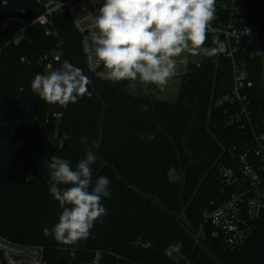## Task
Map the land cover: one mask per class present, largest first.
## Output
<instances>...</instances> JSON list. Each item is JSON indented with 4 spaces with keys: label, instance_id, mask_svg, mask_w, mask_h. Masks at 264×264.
<instances>
[{
    "label": "trees",
    "instance_id": "1",
    "mask_svg": "<svg viewBox=\"0 0 264 264\" xmlns=\"http://www.w3.org/2000/svg\"><path fill=\"white\" fill-rule=\"evenodd\" d=\"M27 7L36 8L31 1ZM54 28L57 37L34 26L21 43L3 45L0 54V236L41 246L52 260L73 253L76 263L100 252L101 264H264V217L234 251L211 238L203 218V212L225 201L216 165L241 134L226 127L223 109L213 106L230 91L229 61L215 52L202 54L199 65L187 64L171 103L129 94L128 81L90 77L80 35L69 19L56 17ZM58 41L63 43L59 48ZM216 43V37L206 35L204 47L216 49ZM244 61L258 103L264 98V55ZM66 62L82 70L90 95L67 106L41 100L31 90L35 75ZM28 120L31 125L23 126ZM44 130L61 141L58 151L43 138ZM150 134L155 138L147 139ZM83 137L86 144L80 142ZM88 149L97 156L93 184L100 176L110 181L111 195L102 198L107 214L86 239L66 245L43 231L62 212L49 192L47 165L55 155L75 169ZM171 248L177 252L169 254Z\"/></svg>",
    "mask_w": 264,
    "mask_h": 264
},
{
    "label": "built area",
    "instance_id": "2",
    "mask_svg": "<svg viewBox=\"0 0 264 264\" xmlns=\"http://www.w3.org/2000/svg\"><path fill=\"white\" fill-rule=\"evenodd\" d=\"M30 1L36 7L32 11L27 7ZM103 2L0 0V54L3 45L21 43L34 26L43 28L46 36L57 37L54 19L67 17L80 35L87 74L109 81L103 76L106 71L103 65L96 63L91 41L93 29L88 18V13L95 14ZM215 10L207 35L217 38V55L230 63L231 88L213 106L223 109L225 126L241 134L216 165L225 201L203 212V218L211 238H220L227 250L234 251L246 242L264 217V98L258 103L253 101L255 84L244 61L256 52L264 53V0H215ZM62 44L58 41L57 47ZM52 56L55 61L59 58L57 53ZM50 68L47 65L45 71ZM201 229L202 226L196 233V241ZM101 258L100 252H94L89 260L79 263L73 260V253L69 259L52 260L41 246L18 244L0 236V264H101Z\"/></svg>",
    "mask_w": 264,
    "mask_h": 264
},
{
    "label": "clouds",
    "instance_id": "3",
    "mask_svg": "<svg viewBox=\"0 0 264 264\" xmlns=\"http://www.w3.org/2000/svg\"><path fill=\"white\" fill-rule=\"evenodd\" d=\"M215 11V0H104L95 14L88 13L96 63L103 65L104 78L113 83L139 80L163 90L175 75L174 57L184 52L205 56L216 52L204 47ZM86 79L81 69L66 62L49 74H36L31 90L43 101L67 106L90 95ZM147 110L148 105H143L142 111ZM87 139L81 138V144ZM96 159V153L88 149L74 169L67 159L50 157L49 192L62 212L51 229L43 230L45 236L75 244L86 239L95 222L107 214L102 198L111 195L110 181L100 176L93 184Z\"/></svg>",
    "mask_w": 264,
    "mask_h": 264
},
{
    "label": "rangeland",
    "instance_id": "4",
    "mask_svg": "<svg viewBox=\"0 0 264 264\" xmlns=\"http://www.w3.org/2000/svg\"><path fill=\"white\" fill-rule=\"evenodd\" d=\"M174 59L176 61L175 75L168 81L163 90H160V88L156 85L142 84L139 80H137L128 81L126 85V92L134 96L156 97L159 100L166 102H175L182 77L185 74L186 65H199L202 61V54L192 55L188 52H184L181 55L174 57ZM170 178L177 179V176L173 172H170ZM176 252V248H171L168 251L169 254H175Z\"/></svg>",
    "mask_w": 264,
    "mask_h": 264
},
{
    "label": "water",
    "instance_id": "5",
    "mask_svg": "<svg viewBox=\"0 0 264 264\" xmlns=\"http://www.w3.org/2000/svg\"><path fill=\"white\" fill-rule=\"evenodd\" d=\"M22 125L25 127H29L31 125V121L28 120ZM42 136L45 140H47V142L55 151H58L60 149L61 141L54 134L50 133L48 130H44Z\"/></svg>",
    "mask_w": 264,
    "mask_h": 264
}]
</instances>
